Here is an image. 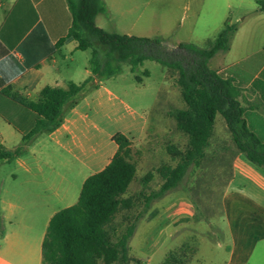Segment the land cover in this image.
Wrapping results in <instances>:
<instances>
[{
	"label": "rangeland",
	"instance_id": "1",
	"mask_svg": "<svg viewBox=\"0 0 264 264\" xmlns=\"http://www.w3.org/2000/svg\"><path fill=\"white\" fill-rule=\"evenodd\" d=\"M104 1L108 14H97L96 25L119 34L161 36L169 49L178 43L205 47L225 22L235 24L238 30L231 37L230 50L222 56L223 64L264 45V12L257 10V0ZM90 55V49L77 50L68 63L78 71L88 68ZM215 57L209 63L211 68L219 64L221 56ZM176 77L175 70L146 59L134 72L122 63L118 74L102 80L115 96L110 107L114 110V126L131 139L130 155L136 164L135 177L123 194L131 199L130 206L119 209L113 220L118 227L135 222L128 242L129 264H158L171 251L182 255L183 264H264V214L254 210L233 185L224 195L226 181L219 178L215 168H227L228 164H214L212 148L206 157L188 165L173 189L152 200L148 207L143 204V194L155 191L164 181L163 167H175L179 162L176 151L182 152L186 146V136L175 128L168 114L183 107ZM223 125L222 117L216 114L212 144L225 138ZM20 140L10 134L7 144L15 146ZM25 154L44 158L50 167L68 173L66 167L55 163L51 145L40 138L27 145ZM11 171L17 172L12 163L0 164V182ZM244 182V193L253 194V185ZM80 187L76 179L70 187L72 198L64 204L76 202ZM234 206L240 210L234 211ZM245 237L250 239L242 245L245 258L236 250L231 256L229 249L234 241Z\"/></svg>",
	"mask_w": 264,
	"mask_h": 264
},
{
	"label": "crops",
	"instance_id": "2",
	"mask_svg": "<svg viewBox=\"0 0 264 264\" xmlns=\"http://www.w3.org/2000/svg\"><path fill=\"white\" fill-rule=\"evenodd\" d=\"M257 10L264 12L258 7ZM69 23L66 0H0V143L5 147H14L7 144L10 134L22 137L32 128L37 115L25 102L36 100L41 88L46 85L64 88L68 81L78 83L90 74L88 68L78 71L68 63L77 51L75 41L65 40L59 44ZM237 30L236 26L232 36ZM225 52L216 53L209 63L215 56L221 57L213 69L244 62L237 77L241 83L238 99L245 110L246 123L264 142V45L228 64L221 60ZM77 74L81 77L74 78ZM114 98L112 91L99 82L64 110L57 128L42 132L31 142L40 138L51 145L55 163L66 167L68 173L50 167L44 158L28 156L25 152L8 162L17 172H8L0 182L3 222L0 264H41V245L47 224L56 211L72 204H64L72 198L70 187L76 179L82 185L85 178L101 170L117 150L112 136L120 130L114 126V110L110 108ZM222 121L225 138L212 144L213 130L204 157L212 148L213 163L228 164L227 168H215L219 178L226 181L224 195L231 192L233 185V190L246 197L254 210L264 214V168L237 151L223 118ZM244 181L253 185V194L244 193ZM234 208L236 212L240 210L237 206ZM243 230L247 236L246 228ZM248 243V237L234 241L229 253L233 256L235 250L240 251V257L245 258V254H241L246 253L242 245Z\"/></svg>",
	"mask_w": 264,
	"mask_h": 264
},
{
	"label": "trees",
	"instance_id": "3",
	"mask_svg": "<svg viewBox=\"0 0 264 264\" xmlns=\"http://www.w3.org/2000/svg\"><path fill=\"white\" fill-rule=\"evenodd\" d=\"M264 10V0H257ZM70 23L65 40L76 42L77 50L90 49V74L66 87L46 85L36 100L25 104L37 115L32 128L22 135L12 148L0 143V164L8 163L25 152L26 147L42 132H50L62 122L64 110L72 106L87 90L121 71L126 63L134 72L146 59L155 60L177 72L183 107L169 110L175 128L186 138V146L179 154L175 167H163L164 181L151 193L143 194L146 207L154 199L173 189L183 177L190 163H197L212 135L216 114L227 127L237 151L252 163L264 168V142L245 120V110L238 96L243 61L222 69H213L209 60L229 49L235 24L225 22L207 46L178 43L171 49L161 36L146 37L109 32L95 23L97 14H107L104 0H66ZM138 78V77H137ZM241 79V77H240ZM117 150L109 162L83 181L75 203L56 211L47 224L41 245V264H129V239L135 222L118 227L113 220L116 212L130 206V198L123 197L134 179L136 164L132 160L131 139L121 132L112 136ZM3 222L0 212V235ZM182 255L171 251L159 264H183ZM138 264V262H135Z\"/></svg>",
	"mask_w": 264,
	"mask_h": 264
}]
</instances>
